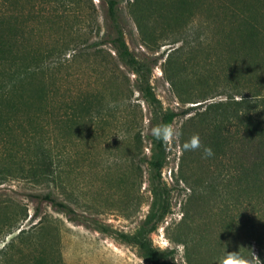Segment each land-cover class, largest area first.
Returning <instances> with one entry per match:
<instances>
[{
  "label": "rangeland",
  "instance_id": "1",
  "mask_svg": "<svg viewBox=\"0 0 264 264\" xmlns=\"http://www.w3.org/2000/svg\"><path fill=\"white\" fill-rule=\"evenodd\" d=\"M116 1L111 14L105 0H0V69L13 60L15 75L0 101V264H149L125 236L149 229L153 186L163 190L169 213L149 236L168 264L239 249L236 218L225 224L221 204L202 194L191 200L181 180L183 166L189 177L208 165L195 151L185 155L180 136L191 116L227 99L222 78L214 98L181 103L164 73L169 53L198 34L200 46H187L183 59L196 88L213 84H200L218 76L206 64L198 24L205 12L195 30L185 17L177 33L174 21L149 17L150 0ZM141 13L149 17L144 31ZM118 36L143 64L160 105L146 100L135 68L121 59ZM162 111L181 115L171 123L175 138L164 142L159 177L151 129Z\"/></svg>",
  "mask_w": 264,
  "mask_h": 264
},
{
  "label": "trees",
  "instance_id": "2",
  "mask_svg": "<svg viewBox=\"0 0 264 264\" xmlns=\"http://www.w3.org/2000/svg\"><path fill=\"white\" fill-rule=\"evenodd\" d=\"M105 1L110 13L114 14L117 1ZM164 5L168 7L165 13L162 8ZM137 9L140 12V7ZM147 9L145 12L150 18L160 16L174 21L179 30L177 33L184 28L182 24L185 23V17L193 25L199 19L197 13L201 10L205 12L204 19L198 24L204 26L201 38L209 46L206 64L209 72L212 75L218 73V76L200 84H213L208 90L196 88L183 59L187 46H200L198 34L194 40L169 53L164 73L181 103L204 102L214 98L212 93L219 88L215 83L220 78L227 99L208 103L204 110L198 111L184 123L180 136L182 147L185 141L199 134L201 148L195 150V153L200 158L199 161L206 160L208 165L198 175L194 173L189 177L185 176L183 166L181 180L190 188L191 200L202 194L203 197L219 202L225 224L232 227V221L236 218L240 225L238 248L241 247L240 251L251 255L254 254L252 247L255 246L260 264H264V0H157V3L150 0ZM140 15L139 25L142 30L149 17H143L142 13ZM195 27L193 25L192 30ZM147 40L151 41L149 38ZM115 44L121 59L135 68L146 100L153 106L160 105V100L143 74V64L136 60L124 38L118 36ZM5 46L6 37L0 31V55L6 52ZM2 61L0 56V65ZM8 63L0 69V101L9 96L13 87V60ZM31 70L29 68L28 71ZM33 73L32 71L31 74ZM237 97L240 99L237 100ZM157 114L158 112L157 125L171 124L181 115L174 111H162L160 116ZM154 141L159 150L157 160L152 164L160 177L166 161V147L163 141L155 137ZM206 146L213 149L214 155H203V148ZM184 152L185 155L189 154V151ZM36 172H33L35 177ZM152 192L155 200L145 222V226L150 225L149 229L142 228L134 236L125 237L138 246L149 264H168L163 260V252L153 245L149 235L163 222L169 210L163 201L164 192L161 187L153 186ZM46 199L57 208L68 209L50 196H46ZM156 209H160V214L156 213ZM233 211L237 212L236 216L232 214ZM200 239L203 243L206 242L205 237L201 236ZM213 251L216 253V250ZM217 253L210 258L192 259L189 256L188 263L216 264L220 258Z\"/></svg>",
  "mask_w": 264,
  "mask_h": 264
},
{
  "label": "clouds",
  "instance_id": "3",
  "mask_svg": "<svg viewBox=\"0 0 264 264\" xmlns=\"http://www.w3.org/2000/svg\"><path fill=\"white\" fill-rule=\"evenodd\" d=\"M237 100L240 97L236 98ZM152 135L160 141L167 142L169 139H173L176 136V129L170 123H163L154 126L151 129ZM183 148L186 151H195L201 148V140L199 134L193 135L189 140L185 141L183 144ZM203 155L205 157H210L214 155L213 149L210 146H206L203 148ZM241 248V247H240ZM239 250L237 251H227L225 254L218 258L216 264H260L259 257L254 254H247ZM157 249L159 250V245H157Z\"/></svg>",
  "mask_w": 264,
  "mask_h": 264
}]
</instances>
